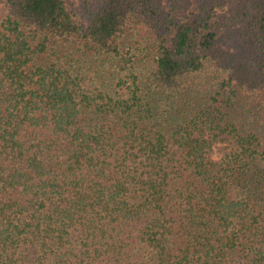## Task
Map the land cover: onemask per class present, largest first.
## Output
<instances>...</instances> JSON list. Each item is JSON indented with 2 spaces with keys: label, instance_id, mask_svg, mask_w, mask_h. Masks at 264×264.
Segmentation results:
<instances>
[{
  "label": "trees",
  "instance_id": "trees-1",
  "mask_svg": "<svg viewBox=\"0 0 264 264\" xmlns=\"http://www.w3.org/2000/svg\"><path fill=\"white\" fill-rule=\"evenodd\" d=\"M82 1L0 18V264H264V0Z\"/></svg>",
  "mask_w": 264,
  "mask_h": 264
},
{
  "label": "rangeland",
  "instance_id": "rangeland-1",
  "mask_svg": "<svg viewBox=\"0 0 264 264\" xmlns=\"http://www.w3.org/2000/svg\"><path fill=\"white\" fill-rule=\"evenodd\" d=\"M74 11L79 15L80 18H83L80 13L83 11V1L82 0H69ZM7 10V0H2L0 2V18L4 16ZM197 12L195 0H192L191 7L188 11H174L172 16L177 20L187 21L192 14ZM220 13V12H219ZM218 49L222 52H227L230 55H236L237 52L233 49L229 37H224L218 42ZM218 156V154H216Z\"/></svg>",
  "mask_w": 264,
  "mask_h": 264
}]
</instances>
